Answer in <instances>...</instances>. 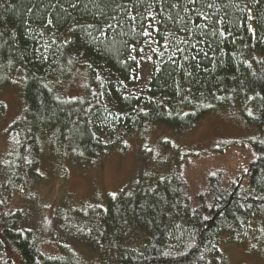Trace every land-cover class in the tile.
I'll return each mask as SVG.
<instances>
[{
    "label": "trees",
    "instance_id": "1",
    "mask_svg": "<svg viewBox=\"0 0 264 264\" xmlns=\"http://www.w3.org/2000/svg\"><path fill=\"white\" fill-rule=\"evenodd\" d=\"M148 30L171 50L147 99L124 103L127 131L163 125L183 133L237 106L258 129L245 170L229 185L220 173L205 176L196 192L177 170L151 180L140 173L81 220L76 210L62 220L61 210L52 226L32 227L13 199L25 180H39L38 142L71 143L82 159L105 152L91 119L105 99L120 101L119 83L131 80ZM42 32L56 37L48 59ZM80 72L86 93L63 95ZM13 78L26 107L22 140L0 169V264H76L68 254L75 245L98 264H225L222 242L264 243V0H0V90Z\"/></svg>",
    "mask_w": 264,
    "mask_h": 264
},
{
    "label": "rangeland",
    "instance_id": "2",
    "mask_svg": "<svg viewBox=\"0 0 264 264\" xmlns=\"http://www.w3.org/2000/svg\"><path fill=\"white\" fill-rule=\"evenodd\" d=\"M39 37L40 54L45 59L53 57L56 37L45 32ZM170 50L169 40L159 44L151 30L146 32L143 43L133 54L136 66L130 74L131 80L119 83L121 102L105 99L101 114L91 119L94 135L107 147L100 157L82 159L75 153L73 144H60L49 136L41 137L34 159L39 180H25L13 199V204L28 215L32 227H45L50 223L52 226L61 210L62 220L76 210V221H79L95 207H103L109 195H114L140 173L151 180L177 170L192 192H196L205 176L220 173L223 183L229 185L245 170L258 129L246 122L237 106L210 113L195 128L183 133L163 125L149 126L138 132L127 131L126 105L147 99L154 69ZM13 80L0 90L3 109L0 169L6 163L3 157L14 156L24 130L26 103L20 80ZM60 88L61 93L70 98L83 96L86 93L83 73L75 74ZM253 225V229L258 228L257 222ZM52 233L56 237L63 235L57 228ZM138 242L139 237L135 236L133 244ZM47 244L44 252L54 253ZM220 246L225 264H264V243L222 242ZM69 250L76 264L99 263L96 255L84 246H71Z\"/></svg>",
    "mask_w": 264,
    "mask_h": 264
}]
</instances>
